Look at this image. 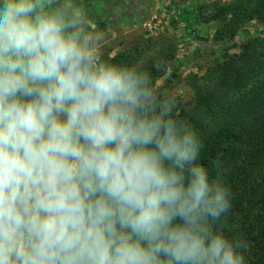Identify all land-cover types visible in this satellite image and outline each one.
I'll use <instances>...</instances> for the list:
<instances>
[{
  "label": "clouds",
  "instance_id": "1",
  "mask_svg": "<svg viewBox=\"0 0 264 264\" xmlns=\"http://www.w3.org/2000/svg\"><path fill=\"white\" fill-rule=\"evenodd\" d=\"M177 105L71 0H0V264H245Z\"/></svg>",
  "mask_w": 264,
  "mask_h": 264
},
{
  "label": "trees",
  "instance_id": "2",
  "mask_svg": "<svg viewBox=\"0 0 264 264\" xmlns=\"http://www.w3.org/2000/svg\"><path fill=\"white\" fill-rule=\"evenodd\" d=\"M169 3L177 18L174 30L182 34L174 44L164 39L155 47L150 39L141 40L114 55L104 50L103 57L142 66L161 98L178 99L174 115L202 142L194 163L230 189L231 207L214 229L247 245L240 249L245 264H264V0H216L194 9ZM252 22L262 28L254 35L247 28ZM210 26L211 35L204 31ZM192 42L197 53L198 46L207 47L208 60L182 78L186 62L178 56ZM177 85L189 96L167 92Z\"/></svg>",
  "mask_w": 264,
  "mask_h": 264
},
{
  "label": "rangeland",
  "instance_id": "3",
  "mask_svg": "<svg viewBox=\"0 0 264 264\" xmlns=\"http://www.w3.org/2000/svg\"><path fill=\"white\" fill-rule=\"evenodd\" d=\"M212 1L216 0H176V5L180 8L188 6L194 9ZM71 6L77 17H83V26L99 35L102 55L106 54L104 50L107 49L112 50L109 55H114L121 48H129L141 40L150 39L155 47L165 43L164 39L174 44L176 37L182 35L180 31L174 30L177 18L169 0H71ZM248 25L247 28L253 35L262 29L256 22ZM208 28L204 31L211 35L214 28L212 26ZM186 46L187 48L178 56L186 62L181 70L182 78L190 72H197L198 68L203 69L208 60L203 51L207 47L198 46L200 52L197 53L193 51L196 47L194 42ZM234 51L236 49L232 50ZM161 81L159 80L157 84H161ZM169 88L167 92L176 95L189 96L190 93L187 88L179 85L174 89Z\"/></svg>",
  "mask_w": 264,
  "mask_h": 264
}]
</instances>
